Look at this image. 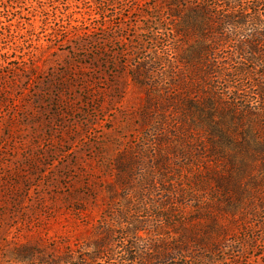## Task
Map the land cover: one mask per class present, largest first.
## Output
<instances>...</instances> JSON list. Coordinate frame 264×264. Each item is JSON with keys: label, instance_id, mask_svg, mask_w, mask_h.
I'll return each instance as SVG.
<instances>
[{"label": "rangeland", "instance_id": "1", "mask_svg": "<svg viewBox=\"0 0 264 264\" xmlns=\"http://www.w3.org/2000/svg\"><path fill=\"white\" fill-rule=\"evenodd\" d=\"M160 3L0 0V264H108L92 257L120 200L117 161L142 164L151 148L138 73L168 88L176 71L172 54L156 61L164 43L146 41ZM254 211L215 264H264Z\"/></svg>", "mask_w": 264, "mask_h": 264}, {"label": "trees", "instance_id": "2", "mask_svg": "<svg viewBox=\"0 0 264 264\" xmlns=\"http://www.w3.org/2000/svg\"><path fill=\"white\" fill-rule=\"evenodd\" d=\"M160 2L146 41L164 43L156 61L172 54L176 71L168 88L138 73L151 148L142 164L117 161L120 200L92 260L215 264L238 221L264 208V0Z\"/></svg>", "mask_w": 264, "mask_h": 264}]
</instances>
